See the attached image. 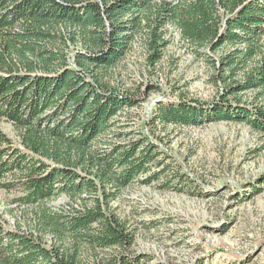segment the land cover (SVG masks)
I'll use <instances>...</instances> for the list:
<instances>
[{"label":"trees","instance_id":"1","mask_svg":"<svg viewBox=\"0 0 264 264\" xmlns=\"http://www.w3.org/2000/svg\"><path fill=\"white\" fill-rule=\"evenodd\" d=\"M171 27L191 47L224 50L220 91L160 103L151 128L225 120L264 134V0H0V122L17 136L0 125V189L34 210V228L0 217V264H150L130 252L134 233L112 204L158 181L164 154L132 132L138 94L110 79L136 40L156 67ZM63 196L69 210L47 208Z\"/></svg>","mask_w":264,"mask_h":264},{"label":"rangeland","instance_id":"2","mask_svg":"<svg viewBox=\"0 0 264 264\" xmlns=\"http://www.w3.org/2000/svg\"><path fill=\"white\" fill-rule=\"evenodd\" d=\"M168 30L170 44L156 67H148L136 40L111 71L113 86L140 98L129 121L133 134L149 135L165 162V169L153 170H165L158 181L135 183L112 204L134 233L130 252L150 264H264V134L225 120L151 128L160 103H209L220 91L214 65L224 50L191 47L176 29ZM0 125L16 139L9 123ZM18 195L0 189V217L9 228H34V210L18 206ZM47 208L65 212L70 203L63 196Z\"/></svg>","mask_w":264,"mask_h":264}]
</instances>
